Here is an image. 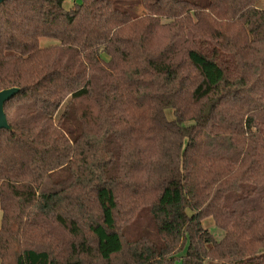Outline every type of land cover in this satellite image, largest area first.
I'll return each mask as SVG.
<instances>
[{
  "label": "trees",
  "instance_id": "obj_1",
  "mask_svg": "<svg viewBox=\"0 0 264 264\" xmlns=\"http://www.w3.org/2000/svg\"><path fill=\"white\" fill-rule=\"evenodd\" d=\"M66 1L0 4V264H264V0Z\"/></svg>",
  "mask_w": 264,
  "mask_h": 264
},
{
  "label": "water",
  "instance_id": "obj_2",
  "mask_svg": "<svg viewBox=\"0 0 264 264\" xmlns=\"http://www.w3.org/2000/svg\"><path fill=\"white\" fill-rule=\"evenodd\" d=\"M7 0H0V4ZM19 92L18 88L11 87L10 89L0 91V129L9 130L7 118L5 117L4 107L10 99Z\"/></svg>",
  "mask_w": 264,
  "mask_h": 264
},
{
  "label": "rangeland",
  "instance_id": "obj_3",
  "mask_svg": "<svg viewBox=\"0 0 264 264\" xmlns=\"http://www.w3.org/2000/svg\"><path fill=\"white\" fill-rule=\"evenodd\" d=\"M125 1H126V6H127V8L130 9V12L133 13V14H136V13L138 12V9H137V7H135L134 4H133V3H134V0H125ZM66 2H68V5H71V4H72V2H71L70 0H67ZM128 2H130V5H129ZM258 7L264 9V3H263V2L259 3V4H258ZM44 42H48V41L43 40V43H44ZM208 228H209L210 232H211V233H212L217 239L221 237V233L215 228V226L209 225ZM212 264H215V263H212Z\"/></svg>",
  "mask_w": 264,
  "mask_h": 264
}]
</instances>
